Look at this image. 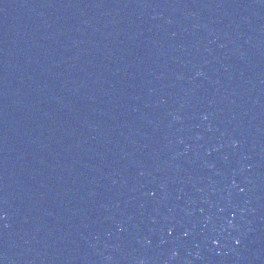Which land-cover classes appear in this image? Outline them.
I'll return each instance as SVG.
<instances>
[{
    "label": "water",
    "instance_id": "1",
    "mask_svg": "<svg viewBox=\"0 0 264 264\" xmlns=\"http://www.w3.org/2000/svg\"><path fill=\"white\" fill-rule=\"evenodd\" d=\"M0 264H264V0H0Z\"/></svg>",
    "mask_w": 264,
    "mask_h": 264
}]
</instances>
